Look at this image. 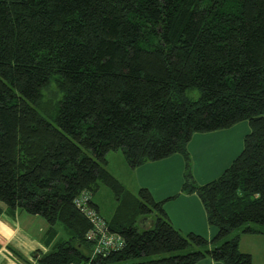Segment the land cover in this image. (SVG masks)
<instances>
[{
    "label": "trees",
    "instance_id": "obj_1",
    "mask_svg": "<svg viewBox=\"0 0 264 264\" xmlns=\"http://www.w3.org/2000/svg\"><path fill=\"white\" fill-rule=\"evenodd\" d=\"M51 79L59 97L42 115ZM241 120V151L195 183L190 135ZM117 149L130 168L179 153V191L214 236L180 232L146 188L129 192L105 167ZM98 182L115 201L106 217ZM81 190L118 250L90 257ZM15 211L46 223L34 264H252L238 241L264 230V0H0V214Z\"/></svg>",
    "mask_w": 264,
    "mask_h": 264
},
{
    "label": "crops",
    "instance_id": "obj_2",
    "mask_svg": "<svg viewBox=\"0 0 264 264\" xmlns=\"http://www.w3.org/2000/svg\"><path fill=\"white\" fill-rule=\"evenodd\" d=\"M248 130L246 124L236 122L226 128L193 132L185 148L189 155L190 172L194 182L204 184L217 177L241 151L242 138ZM107 163L108 161L106 169ZM183 164L181 155L172 153L157 160L145 161L133 168L129 167V188L135 192L137 187H144L155 201H161L162 209L175 229L184 234H198L209 240L214 236L216 228L207 223L198 197L194 193L179 191L183 181ZM123 185L126 188V185ZM18 214L16 211L11 216L0 214V264H26L11 251L12 249L25 259H28L33 251L43 250L41 245L35 240L32 241L27 232L19 226L16 221ZM259 234L246 235L258 237ZM243 235L245 234L239 237L238 248L242 246L243 241L249 239ZM254 245L255 243L251 244L252 248ZM239 250L253 254L246 247ZM193 264L223 263L203 257Z\"/></svg>",
    "mask_w": 264,
    "mask_h": 264
},
{
    "label": "rangeland",
    "instance_id": "obj_3",
    "mask_svg": "<svg viewBox=\"0 0 264 264\" xmlns=\"http://www.w3.org/2000/svg\"><path fill=\"white\" fill-rule=\"evenodd\" d=\"M189 95L192 97H195L197 95V91L195 89L190 90ZM59 97V91L56 87V82L54 79H51L45 87L41 90V96L39 100V111L42 115H47L51 112L54 102ZM238 123L246 124L247 128L249 129L247 122L245 120L238 121ZM107 163V169L108 171L115 176V178L121 181L122 184L126 185V189H128L130 192H133L131 188H129V170L130 168L126 165L123 156L119 149L108 151L105 154ZM126 169V171H124ZM118 180V181H119ZM124 186V185H123ZM125 187V186H124ZM136 191V189H135ZM92 200L98 205L100 214L106 217L111 211L114 206V199L112 196V193L110 189L105 186L103 183L98 182V188L96 191L91 195ZM19 226L27 232L29 237L32 238V241L35 240L37 243H39L42 247V251L46 250L47 247L42 245V242L40 240L41 235L43 233V230L45 229L46 223L43 220V218L40 215L37 214H28L24 211L19 212L17 215V220ZM253 226H259L256 224H251ZM261 228H264V226H260ZM239 229H234L233 231L236 232ZM63 235V230L60 227L59 230V236ZM246 236L244 238H249L245 241H243L241 247H246L250 251H252L251 262L252 264H264V230L257 235L258 237H248L249 235H243ZM241 238V237H240ZM256 240V241H248V240ZM255 243L254 247L252 248L251 244ZM238 248V249H239ZM37 251V250H35ZM248 253V252H247ZM28 264H34V260L32 255L28 257Z\"/></svg>",
    "mask_w": 264,
    "mask_h": 264
},
{
    "label": "built area",
    "instance_id": "obj_4",
    "mask_svg": "<svg viewBox=\"0 0 264 264\" xmlns=\"http://www.w3.org/2000/svg\"><path fill=\"white\" fill-rule=\"evenodd\" d=\"M87 201L88 193L81 190L73 198L72 203L90 223V228L84 234L85 239L92 242L90 257L106 255L110 251L121 248L123 244L122 238L118 234L108 231L104 221L88 205Z\"/></svg>",
    "mask_w": 264,
    "mask_h": 264
}]
</instances>
